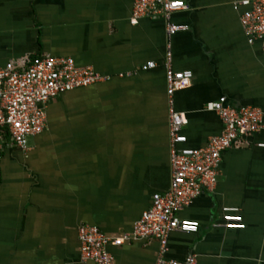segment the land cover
Here are the masks:
<instances>
[{
    "label": "crops",
    "instance_id": "1",
    "mask_svg": "<svg viewBox=\"0 0 264 264\" xmlns=\"http://www.w3.org/2000/svg\"><path fill=\"white\" fill-rule=\"evenodd\" d=\"M171 20L186 29L169 36L162 16L131 22L133 0H0V65L25 56L74 58L110 75L47 102L45 130L22 150L7 140L0 156V264H95L84 260L79 227L121 236L171 183L167 45L172 67L189 69L177 90L185 112L183 144L205 146L223 130L209 101L262 109V127L222 153L218 181L178 215L197 232L173 231L168 258L197 264H264V51L249 41L243 0H184ZM154 61L155 67L142 66ZM234 208L245 226L222 225ZM111 264H155V238L108 245Z\"/></svg>",
    "mask_w": 264,
    "mask_h": 264
},
{
    "label": "built area",
    "instance_id": "2",
    "mask_svg": "<svg viewBox=\"0 0 264 264\" xmlns=\"http://www.w3.org/2000/svg\"><path fill=\"white\" fill-rule=\"evenodd\" d=\"M248 8L241 16V23L249 41L260 40L264 51V0H243ZM187 8L184 0H133L131 22L137 23L143 16H162L169 36L186 29L185 24L175 23L172 15ZM154 61L146 62L144 69L155 67ZM166 69L169 111V146L171 183L168 191L155 193L150 208L137 220L131 232L121 236H109L98 226L83 224L78 236L84 260L95 264H111L113 254L108 245H120L126 240L155 238L159 252L155 264H197L191 253L183 260L168 258V238L171 232H197L199 221L181 218L178 213L191 204L205 190H212L218 181L219 165L225 149L238 144L243 137L252 135L262 127L263 111L252 105L233 107L226 104V96L206 104L208 110L218 113L223 130L209 138L202 147L183 144L187 136L183 127L187 123L185 112L173 108V96L177 90L192 84L193 73L189 69L172 67V49L167 45L164 61ZM110 75L102 74L92 66H79L74 58L41 54L25 56L19 61L0 65V156L7 140L22 150L29 147V137L42 133L47 124V102L54 96L76 88L106 81ZM234 208H226L223 223L227 228H243L245 223Z\"/></svg>",
    "mask_w": 264,
    "mask_h": 264
}]
</instances>
